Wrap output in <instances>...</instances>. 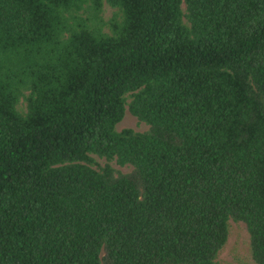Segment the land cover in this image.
<instances>
[{
	"label": "trees",
	"instance_id": "16d2710c",
	"mask_svg": "<svg viewBox=\"0 0 264 264\" xmlns=\"http://www.w3.org/2000/svg\"><path fill=\"white\" fill-rule=\"evenodd\" d=\"M229 221L264 264V0H0V264H219Z\"/></svg>",
	"mask_w": 264,
	"mask_h": 264
},
{
	"label": "rangeland",
	"instance_id": "374dc122",
	"mask_svg": "<svg viewBox=\"0 0 264 264\" xmlns=\"http://www.w3.org/2000/svg\"><path fill=\"white\" fill-rule=\"evenodd\" d=\"M183 7V4L181 5ZM116 129L128 127L136 131H142L146 126L137 121L126 109L120 121L115 125ZM99 161H102L100 159ZM118 171H128L129 167H120L113 164ZM219 264H253L249 258L247 236L242 225L229 221L228 235L222 248L216 256Z\"/></svg>",
	"mask_w": 264,
	"mask_h": 264
}]
</instances>
